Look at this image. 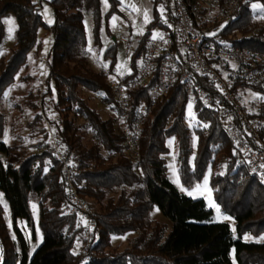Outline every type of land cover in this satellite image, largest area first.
I'll use <instances>...</instances> for the list:
<instances>
[{
    "label": "trees",
    "instance_id": "trees-1",
    "mask_svg": "<svg viewBox=\"0 0 264 264\" xmlns=\"http://www.w3.org/2000/svg\"><path fill=\"white\" fill-rule=\"evenodd\" d=\"M108 1L107 21L120 13V2ZM257 1L264 9V0L242 3L236 17L220 35L232 46L264 53V25L256 20L251 9ZM45 3L54 13L52 24L42 12ZM84 12L92 14L93 44L101 48L104 17L101 0H0V47L6 35L5 18L14 16L18 22L10 56L0 57V192L9 204L12 219L10 226L0 203V234L6 249L2 264H264V243L244 241L247 234L254 238L264 236V177L249 166H238L236 145L216 108L197 95L188 94L185 85L177 80L143 125L140 162L126 153L121 123L132 125L139 107L150 102L152 85L133 89L129 83L138 74L153 31L169 30L171 15L165 10L168 18H164L158 2L154 4L149 31L132 54V73L116 80L127 84L125 108L112 86L115 81L109 80L117 65L118 43L104 53V58L110 61L109 70H94L87 58L89 40ZM41 32L50 37L48 74L43 80L47 90L43 96L56 95L54 107L60 118L50 122L44 116L42 102L37 103L40 96L33 91L25 95L22 103L34 113L27 127L38 131L32 138L42 151L16 164L10 163L7 160L14 158L22 145L17 137L13 144L4 142L10 122L7 106L23 111L21 103L11 104L15 98L11 93L18 83L35 79L23 73L30 69L32 54L42 58ZM107 32L113 35L108 27ZM197 84L217 97L207 80L199 78ZM81 89L101 95L114 116L104 119L90 107ZM8 91L12 96H7ZM192 98L197 115L195 148L193 132L186 123ZM249 109L258 116L264 139V103L256 110ZM48 125L55 126V134L47 129ZM84 130L93 134L90 146L84 143ZM53 138L73 155L77 168L73 183L88 204V216L67 211L63 164L48 151ZM169 140H174L178 150L182 184L192 189L209 172L214 200L236 222L235 232L228 223H210L213 211L206 202L182 194L170 181ZM221 162L225 163L224 168ZM90 201L98 206L95 212L90 209ZM32 203L39 209L37 227L43 242L31 256L30 244L18 222L25 221L35 232ZM156 209L170 221V230L166 224L151 220ZM89 217L94 220L93 228L89 226ZM130 233L138 234L130 248L124 251L113 248V238ZM81 243L86 248L78 252L77 245Z\"/></svg>",
    "mask_w": 264,
    "mask_h": 264
},
{
    "label": "built area",
    "instance_id": "built-area-1",
    "mask_svg": "<svg viewBox=\"0 0 264 264\" xmlns=\"http://www.w3.org/2000/svg\"><path fill=\"white\" fill-rule=\"evenodd\" d=\"M248 1L251 0H198L194 3L169 0L165 9L171 15L169 30H160L159 35L149 38L138 74L129 83L133 89L152 84L150 102L139 107L132 125L121 123L126 153L135 161L141 160L144 123L151 118L157 102L168 95L179 80L188 94L197 95L208 106L218 110L219 118L236 145L238 166H249L264 177V139L259 129V118L253 115L246 103L249 93L264 91V53L232 46L220 35L236 17L242 3ZM116 39L121 44L126 42L121 37ZM199 78L212 84L216 98L197 84ZM112 86L118 101L126 108L127 84L115 82ZM48 151L63 164L67 211L88 216V204L77 193L73 183L77 168L73 164L72 153L63 149L55 138ZM94 225V220L89 217V226L93 228ZM5 256L6 249L0 234V264Z\"/></svg>",
    "mask_w": 264,
    "mask_h": 264
},
{
    "label": "rangeland",
    "instance_id": "rangeland-1",
    "mask_svg": "<svg viewBox=\"0 0 264 264\" xmlns=\"http://www.w3.org/2000/svg\"><path fill=\"white\" fill-rule=\"evenodd\" d=\"M102 1V12H103V27L101 30V39L102 46L101 48H96L93 44V17L91 12H84L85 14V28L87 37L89 40V46L87 49V58L89 60L90 66L96 71H108L110 66V61L104 58L105 51L113 44L115 41L114 37H121L126 40L124 43H118L117 50V65L115 69V73L110 76L109 80L115 81L119 78H122L126 75L132 73L131 68V58L135 47L138 45V38L143 36L149 31V25L154 18V4L158 2L160 13L164 16V18H168V15L165 12L166 7L168 6L169 0H118L120 2L119 14L113 15L108 21L105 19V14L108 12L110 8V4L108 0ZM253 5H258L260 7H253ZM251 9L253 11V15L256 20L264 25V9L262 3L257 1L251 5ZM42 12L44 14L45 20L52 24L54 22V13L49 4L45 3L42 7ZM147 17V19L145 18ZM51 21V22H50ZM6 27V35L4 41L0 47V57L5 56L9 57L11 54V50L16 42V31L18 29V22L14 16L5 18L4 20ZM107 27L110 29L113 35H109L107 32ZM160 33L159 29H155L151 36H156ZM41 37L44 40V51L42 58H37L33 54L30 57V69L23 73V75L30 74L34 77V80H31L29 83H18L14 90L12 91V95H14L12 103H21L23 107V111H19L18 109L9 108L10 104L7 106V114L9 122V132L7 137L4 139V142L8 144H13L19 138L20 144L22 145L20 152H18L14 158H10L7 162L10 163H18L20 160L30 156L35 152L42 151L38 148L37 140L32 138L36 136L35 134L38 131H33L27 127L28 121H30L34 117V113L30 111V109L25 106L22 102L24 96L27 95L30 91H33L36 95L40 96V100L37 103L40 105L44 116L51 121H58L60 118V114L54 107L56 101V95L52 96H43V93L47 90V87L44 86L43 80L48 74L47 68V53L50 43V37L45 32H41ZM41 91V92H39ZM82 95L88 101L91 108L98 111L104 119H108L109 117L114 116L109 107L102 101L101 95H97L94 93H90L86 90L81 89ZM9 95L10 91L7 93ZM11 95V96H12ZM246 103L249 108L252 110L258 109L264 103V94L258 91H252L248 94V98ZM191 106V107H189ZM79 122L82 123L83 120L79 119ZM186 123L189 125L193 132V147H196V136L194 134L195 126L197 125V115L195 111V100L192 98L188 104L186 111ZM47 129L51 130L53 134H55V126L48 125ZM84 143L88 146L92 145L94 142L93 134L89 130H84ZM43 139V138H42ZM18 140V142H19ZM42 141V140H41ZM37 145V147H35ZM168 146L170 148V154L167 156L168 161V177L170 181L179 189V191L188 196L189 198L198 200L202 199L206 202L207 208L213 211L211 218L209 219L210 223H228L233 231L236 230V222L228 215L224 214L219 205L215 202L213 197V191L210 187V173L208 172L205 176L204 180L195 186L192 189L186 188L180 179L179 174V163H178V150L174 140L168 141ZM43 148V147H41ZM221 166L224 168L225 163L221 162ZM207 180V189L209 192L205 190V181ZM0 203L4 208L5 218L8 224L11 226V210L9 204L2 192H0ZM90 209L92 212H95L97 209V204L90 201ZM32 212L36 221L35 232L31 231V229L27 226V223L23 220H19L18 224L20 228L23 230L29 244H30V255L32 256L34 252L38 249V247L43 242L42 234L37 227L38 223V215L39 209L36 203H32ZM35 206V207H33ZM219 208V213L216 211V208ZM225 217H229L230 219H225ZM152 221H159L168 226V230H170L171 223L168 221L163 214L158 210H154L151 214ZM137 233H130L122 237L113 238V248L118 249L119 251H124L127 248H130L136 237ZM264 237V236H262ZM254 238L253 236L247 234L244 236V241L246 242H255V243H264V239ZM86 245V244H85ZM82 243L77 245L78 252H81L85 247ZM234 257V254H233ZM234 264H236L234 262Z\"/></svg>",
    "mask_w": 264,
    "mask_h": 264
},
{
    "label": "snow or ice",
    "instance_id": "snow-or-ice-1",
    "mask_svg": "<svg viewBox=\"0 0 264 264\" xmlns=\"http://www.w3.org/2000/svg\"><path fill=\"white\" fill-rule=\"evenodd\" d=\"M253 7H260V6H258V5H253ZM145 18L147 19V17H145ZM50 22H51V21H50ZM157 35H159V34H157ZM155 38H156V37H153V39H155ZM160 38L163 39L162 36H161ZM189 107H191V106H189ZM205 190L209 192V195L211 194V193H210V190L207 189V180L205 181ZM0 195H2V194H0ZM33 207H35V206H33ZM216 211L219 213L220 210H219L218 207L216 208ZM225 219H230V218H229V217H225ZM261 239H264V237H262Z\"/></svg>",
    "mask_w": 264,
    "mask_h": 264
},
{
    "label": "water",
    "instance_id": "water-1",
    "mask_svg": "<svg viewBox=\"0 0 264 264\" xmlns=\"http://www.w3.org/2000/svg\"><path fill=\"white\" fill-rule=\"evenodd\" d=\"M113 40L116 42L117 41L116 37H114Z\"/></svg>",
    "mask_w": 264,
    "mask_h": 264
}]
</instances>
